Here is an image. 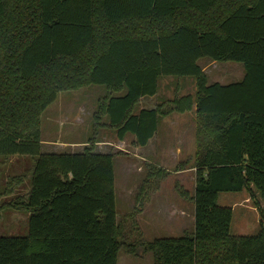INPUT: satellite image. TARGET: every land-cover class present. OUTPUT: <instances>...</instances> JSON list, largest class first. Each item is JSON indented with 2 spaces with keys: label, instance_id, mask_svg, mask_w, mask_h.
<instances>
[{
  "label": "trees",
  "instance_id": "obj_1",
  "mask_svg": "<svg viewBox=\"0 0 264 264\" xmlns=\"http://www.w3.org/2000/svg\"><path fill=\"white\" fill-rule=\"evenodd\" d=\"M201 57L242 62L244 76L210 81ZM165 75L193 77L196 89L136 111ZM91 84L108 88L96 125L139 146L164 116L194 111L195 159L181 164L195 168L191 229L127 233L115 153L43 150V112L60 92ZM0 155L34 161L18 201L29 232L0 235V264H118L123 248L152 252L154 264H264V223L235 234L233 208L218 205L220 193L244 189L264 200V0H0Z\"/></svg>",
  "mask_w": 264,
  "mask_h": 264
},
{
  "label": "rangeland",
  "instance_id": "obj_2",
  "mask_svg": "<svg viewBox=\"0 0 264 264\" xmlns=\"http://www.w3.org/2000/svg\"><path fill=\"white\" fill-rule=\"evenodd\" d=\"M198 61L206 68L210 81H237L245 73L244 65L239 61H215L207 57ZM191 78L182 79L183 86L178 89L175 85L180 79H163V98L172 99L192 92L194 79ZM107 93L105 84L60 92L41 117L43 150L73 152L92 146L95 150L115 153L118 219L124 230L133 234L142 231L146 239L181 235L184 229H191L194 224L191 195L195 189V168L181 169V164L188 158L191 160L187 166L195 159L194 111H187L186 115L178 111L171 113L180 115L186 123L174 127V134L162 135L163 141L143 148L135 144L132 134L119 139L115 129L96 125L93 113L99 99ZM140 101L136 103V111L140 110ZM168 128L162 125L161 130L167 133ZM93 137L98 141H90ZM33 163L30 156L0 155V235H26L29 232L30 213L21 208L18 201L28 197ZM159 167L167 174L160 173ZM253 191L256 198L250 189L219 195L218 205L233 208L232 232L235 234H255L264 223V200L255 188ZM256 201L261 204L262 212L256 207ZM133 225L140 230L134 229ZM118 264H154L153 254L144 249L133 254L123 248Z\"/></svg>",
  "mask_w": 264,
  "mask_h": 264
},
{
  "label": "crops",
  "instance_id": "obj_3",
  "mask_svg": "<svg viewBox=\"0 0 264 264\" xmlns=\"http://www.w3.org/2000/svg\"><path fill=\"white\" fill-rule=\"evenodd\" d=\"M208 58V57H207ZM210 59V58H209ZM212 60V59H211ZM206 70V68H205ZM207 71V70H206ZM187 77H190V76H183V77H177V76H173V75H165L161 78L160 80V91L156 94V95H152V96H143L141 97V101H140V109L141 108H155L157 107L159 104H168L170 101H172L175 97H178V96H175L174 98L172 99H165L163 98V95L161 94V81L163 79H174L175 81L177 79H180L179 81H177V84L175 85L176 86V89L180 88L181 86H183L181 82L182 79L184 78H187ZM193 78V77H192ZM191 78V80H192ZM175 81H172V82H175ZM171 82V83H172ZM193 82V91L192 92H188V93H193L195 91V82L194 80H192ZM187 93V94H188ZM185 95V94H183ZM181 96V95H180ZM173 113V112H171ZM169 113L168 115L164 116L161 120V123H160V127H159V130L156 132V134L154 135L153 138L150 139L149 143L146 145V146H143V148H148L150 147L153 142H157V141H163L164 140V137H161L162 135L166 134V137H168L169 135H172L174 134V130L173 128L174 127H177L178 125H181L182 123H186V121H184V119L181 120V116L180 115H174V114H171ZM183 115H186V112H183ZM182 115V116H183ZM167 118V119H166ZM193 123H194V129L196 130V122H195V117H193L192 119ZM162 125L164 126H167L169 127L168 129L169 132L165 133L164 131L161 130V127ZM131 134V133H130ZM194 139H195V135H194ZM157 150H159V148H157ZM184 170H187V169H184ZM247 200V198L245 199ZM194 206V204H193Z\"/></svg>",
  "mask_w": 264,
  "mask_h": 264
}]
</instances>
